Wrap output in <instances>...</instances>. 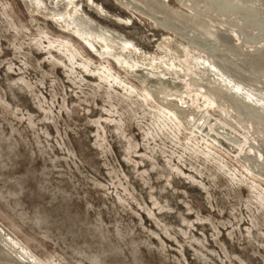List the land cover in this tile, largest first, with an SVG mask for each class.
I'll return each instance as SVG.
<instances>
[{"label": "rangeland", "instance_id": "374dc122", "mask_svg": "<svg viewBox=\"0 0 264 264\" xmlns=\"http://www.w3.org/2000/svg\"><path fill=\"white\" fill-rule=\"evenodd\" d=\"M42 25L30 31L14 0H0V222L48 264H264V184L235 151L184 132L110 64ZM118 31L134 47L128 61L168 48L184 66L175 42L141 20ZM119 66L151 97L144 71ZM183 95L213 113L200 92Z\"/></svg>", "mask_w": 264, "mask_h": 264}, {"label": "bare ground", "instance_id": "6f19581e", "mask_svg": "<svg viewBox=\"0 0 264 264\" xmlns=\"http://www.w3.org/2000/svg\"><path fill=\"white\" fill-rule=\"evenodd\" d=\"M113 1L130 14L108 11L94 0H49L45 10H41V0H32V4L22 0L29 12L37 10L42 18H51L76 35L79 30L77 36L90 48L114 49L109 55H117L119 64L126 65L127 71H144L152 80L146 86L152 98L124 71L120 75L134 83L151 105L184 132L188 130L213 147L235 151L234 157L240 160L235 163L243 167L246 175L264 184V0H174L172 4L168 0ZM61 2L63 7L58 8ZM83 2L101 18L127 28L135 19L134 12L143 16L151 28L164 30L160 33L163 41L175 42L186 54L184 66L168 48L154 58L146 55L128 61L122 52L128 50L131 54L132 42L115 28L91 19L82 9ZM71 14L79 21H67L68 24L66 18L71 19ZM47 49L48 58L67 65L60 53H53L50 46ZM100 60L94 61L101 63ZM75 69L78 76L85 73L83 67ZM180 78L183 84L175 89L174 81ZM186 89L200 92L211 101L213 113L189 104L183 95ZM0 264L48 263L0 222Z\"/></svg>", "mask_w": 264, "mask_h": 264}, {"label": "water", "instance_id": "95a60500", "mask_svg": "<svg viewBox=\"0 0 264 264\" xmlns=\"http://www.w3.org/2000/svg\"><path fill=\"white\" fill-rule=\"evenodd\" d=\"M26 2L30 3L31 1H28V0H25ZM96 1V0H94ZM170 1H173L174 0H170ZM14 2L18 5L21 13L24 15L25 17V20H26V28L29 29L30 31H35L36 29H42L43 24H46L48 25V27L56 34V35H59V36H64L65 38H68V40H70L71 42L75 43V44H78V46L88 55L90 56L93 60H96V61H99L101 63H105L106 64H110L115 70L117 73H124L122 68L119 66V64L117 62H115L112 58L106 56L105 54H101L100 50H97V48H93L95 49L94 51H92L91 49L92 48H89V46L82 40L80 39L77 35H79L80 31L78 30L77 35L76 34H73L72 32L68 31V30H65L63 28H60L57 24H54V22L52 21V19H49V18H42L40 16L39 13L37 12H29L27 10V8L25 7L24 3L22 2V0H14ZM103 3H107L108 5L111 6V9L113 11H115L116 13H119V14H125V13H129V12H126L125 10H121L120 8H118V6H116V4L114 3L113 0H102ZM62 3V2H61ZM58 8H62L63 7V3L62 4H57ZM82 7L84 9V12H86V14L88 16H90L91 18L97 20L99 23L101 24H105L106 26H110V27H113L117 30H126L127 28L122 26V25H117V22H114L113 20H108V19H104V18H101L98 14H96L95 11H93L92 9L88 8L86 2H83L82 4ZM52 9H55L54 7ZM54 11V10H53ZM52 11V12H53ZM130 14V13H129ZM31 15V18L34 20V25H32L30 23V21H28V16ZM71 19L69 18H66V22H70V23H75V22H78L79 21V18H77L76 16H74V14H71ZM134 18L135 20H133L134 22H136L137 20H141V22H143L146 26H148L149 30H151V32H153L154 34L155 33H164V30H156L155 28H151L148 23H147V20L145 18H143V16H140L138 15L136 12H134ZM39 22H42L41 24L38 23ZM67 22V23H68ZM66 23V24H67ZM68 23V24H70ZM67 24V27H70L69 25ZM36 27V28H35ZM74 29V28H73ZM89 40V39H88ZM46 51V52H45ZM50 51V49H47V50H44L43 53H46L48 54ZM96 51V52H95ZM127 75V74H126ZM125 77V76H124ZM127 77H129L132 81L135 82V80H133V78L129 75H127ZM215 146V145H214Z\"/></svg>", "mask_w": 264, "mask_h": 264}]
</instances>
